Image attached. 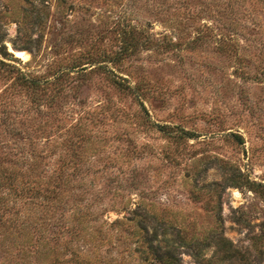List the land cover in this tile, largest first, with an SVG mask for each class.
Returning <instances> with one entry per match:
<instances>
[{
  "label": "rangeland",
  "instance_id": "obj_1",
  "mask_svg": "<svg viewBox=\"0 0 264 264\" xmlns=\"http://www.w3.org/2000/svg\"><path fill=\"white\" fill-rule=\"evenodd\" d=\"M33 151L72 185L0 264H264V0H0V183Z\"/></svg>",
  "mask_w": 264,
  "mask_h": 264
},
{
  "label": "trees",
  "instance_id": "obj_2",
  "mask_svg": "<svg viewBox=\"0 0 264 264\" xmlns=\"http://www.w3.org/2000/svg\"><path fill=\"white\" fill-rule=\"evenodd\" d=\"M198 39L199 35L189 41L185 47L191 45V43H194ZM181 43L180 38L174 42L168 40L162 43V49L167 51L170 47H179ZM221 45H227L229 50V44ZM124 50L127 52L131 51L124 47L118 50V54L124 53ZM112 78L117 87L121 89L129 88L124 83L123 80L125 79L123 77L113 74ZM21 81L23 85L29 88L41 86L40 81L25 77L22 74ZM37 97L39 98V96ZM31 154L32 160L28 163L26 170L22 171L24 174L21 172L22 174L20 176H23L22 179L16 176L19 171L13 168L7 181L3 180L0 183V231L4 238L22 237L21 245H24L22 249L29 248L31 238L38 232H41L40 230L47 224L46 210L50 207H55V205H59L62 198L66 196L70 183L69 178L64 177L63 163L59 164L57 173H46V170L42 168V163L40 162L43 157L41 152L33 151ZM13 195L18 196V198H13ZM74 219L77 218L74 217ZM78 221L81 220L78 219ZM87 234L83 233L82 236L93 237V235Z\"/></svg>",
  "mask_w": 264,
  "mask_h": 264
},
{
  "label": "bare ground",
  "instance_id": "obj_3",
  "mask_svg": "<svg viewBox=\"0 0 264 264\" xmlns=\"http://www.w3.org/2000/svg\"><path fill=\"white\" fill-rule=\"evenodd\" d=\"M13 48V47H12ZM12 48H9L16 56H19L21 58H26L27 56V53L24 52V51H21V50H17V49H12Z\"/></svg>",
  "mask_w": 264,
  "mask_h": 264
}]
</instances>
